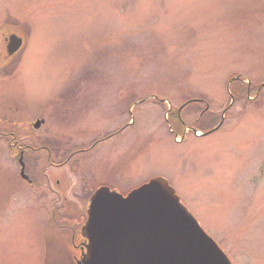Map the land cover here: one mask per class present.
<instances>
[{"label": "rangeland", "instance_id": "374dc122", "mask_svg": "<svg viewBox=\"0 0 264 264\" xmlns=\"http://www.w3.org/2000/svg\"><path fill=\"white\" fill-rule=\"evenodd\" d=\"M10 4L12 27L22 28L28 43L0 79L13 124L68 139L67 151L119 134L78 156L80 167L53 169L58 192L43 178L41 186L23 179L0 137V264H74L68 233L50 217L56 194L55 218L72 219L84 214L80 194L100 185L127 193L156 175L171 183L234 264H264V91L250 100L227 88L236 74L264 83V0ZM149 96L157 99L136 106L132 124L131 105ZM198 98L203 103L178 110ZM164 100L187 125L199 121L207 103L218 122L225 118L218 130L205 136L198 127L180 142L170 133ZM37 118L45 119L39 129ZM55 177L66 185L55 186Z\"/></svg>", "mask_w": 264, "mask_h": 264}, {"label": "water", "instance_id": "95a60500", "mask_svg": "<svg viewBox=\"0 0 264 264\" xmlns=\"http://www.w3.org/2000/svg\"><path fill=\"white\" fill-rule=\"evenodd\" d=\"M22 42L20 37L12 41L11 53ZM87 213L77 264H233L164 177L126 195L101 186L91 195Z\"/></svg>", "mask_w": 264, "mask_h": 264}, {"label": "flooded vegetation", "instance_id": "af4514ba", "mask_svg": "<svg viewBox=\"0 0 264 264\" xmlns=\"http://www.w3.org/2000/svg\"><path fill=\"white\" fill-rule=\"evenodd\" d=\"M11 1L12 0H0V79L8 77L10 71L12 70L13 56L17 54V52L22 50V48L26 45V38L23 35L22 28H18L19 30L17 31L12 27L13 18L11 14ZM19 37L23 38V44L16 52L11 53L12 46L14 45L12 41L14 42L15 39ZM0 98H2L3 100V102L0 104V114L4 116V125H0V137L6 140L5 148L6 152L8 153L9 159L14 162L18 166V168L20 167V176L25 179L30 185L33 184V181L36 182V184L40 185L39 180L42 176L43 179L45 178L42 181V185H44L45 182V185H48L49 190H51L52 192H58L50 183L52 170L55 168H62L64 166H67V168L70 170V164L74 166L71 170H74L78 166L80 167L79 163L77 165L75 164L74 155L72 154H70L68 157H65L59 147L50 149V145H48V143L43 139V137H46V135L36 133L31 134L29 132L27 133L25 130L21 129L19 125L13 124L12 120L10 119L11 111L13 110L9 102L10 97L9 95H4L0 96ZM6 102L8 104H6ZM17 110L18 108L16 109V111ZM38 119L41 118H37L36 120ZM178 128L176 129V131L179 132ZM117 134L119 133L114 132L108 136H105L104 138L99 137L92 143L90 149H96L99 144L103 142L104 139L114 137ZM44 159H46L48 165L50 166L40 168L39 166L41 165V163H43ZM36 166L39 169L38 171L36 170ZM23 168L24 175H27L26 178H24V176H22L21 174V170ZM62 172H64V170ZM55 178V186L59 187L61 184L66 185V180L65 182H62V178ZM87 179V175L82 176V182H87ZM85 187L86 186L84 184V188ZM65 188L68 187L66 186ZM95 188H97V186ZM94 189H92L91 192H93ZM56 196L57 199H53L52 201H50L51 209L48 208L50 217L53 218L54 222L56 223H53V225L58 230L64 233H68L67 239L71 245L69 253L72 255L71 257H74L77 256L76 254L79 253L81 248L78 244L82 242L77 241V227L80 225V220H75L71 218H62L63 220L60 218L56 219L55 217H60L56 209L60 197H58L57 194Z\"/></svg>", "mask_w": 264, "mask_h": 264}, {"label": "trees", "instance_id": "16d2710c", "mask_svg": "<svg viewBox=\"0 0 264 264\" xmlns=\"http://www.w3.org/2000/svg\"><path fill=\"white\" fill-rule=\"evenodd\" d=\"M232 89L234 91V94L236 95V98L241 99V98L246 97V98H249L250 100H251L250 97H253V96L258 97L264 91V87L259 88V85L258 86L252 85L250 90H248V84L245 83V81H243V79L234 81L232 83ZM257 92H259V93L257 94ZM196 111H199V110H196ZM173 117H175V118L177 117V119H175V118L173 119ZM171 119H173V121L178 124L176 126H180L182 121L178 118V115H176V114L171 115ZM218 120H219L218 115L211 111L208 113L207 119L204 117H201L199 119L198 126H199V128H203V129L212 128L218 123ZM44 140L48 143V145H50V149H53L55 147H59V149L62 150L63 145L60 144L58 139H53L52 137H48V138H44ZM72 151H74V149H69L66 154L68 155ZM44 161H45V163H47L46 159ZM87 198L88 197H86L85 200Z\"/></svg>", "mask_w": 264, "mask_h": 264}]
</instances>
